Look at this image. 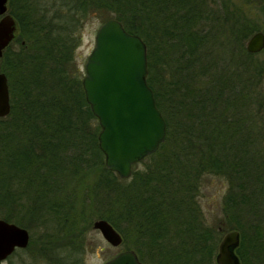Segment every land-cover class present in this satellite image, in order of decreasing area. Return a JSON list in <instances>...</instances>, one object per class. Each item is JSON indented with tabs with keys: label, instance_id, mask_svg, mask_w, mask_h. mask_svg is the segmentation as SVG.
I'll return each instance as SVG.
<instances>
[{
	"label": "trees",
	"instance_id": "obj_1",
	"mask_svg": "<svg viewBox=\"0 0 264 264\" xmlns=\"http://www.w3.org/2000/svg\"><path fill=\"white\" fill-rule=\"evenodd\" d=\"M240 9L206 0H8L16 33L0 56L10 102L0 117V218L29 231L27 246L12 254L83 264L81 216L95 207L143 264H216L219 232L231 229L240 264H260L264 59L245 42L264 26ZM91 14L115 17L145 42L146 81L166 123L164 140L128 178L104 164L75 63ZM209 173L230 185L212 228L196 197Z\"/></svg>",
	"mask_w": 264,
	"mask_h": 264
},
{
	"label": "water",
	"instance_id": "obj_2",
	"mask_svg": "<svg viewBox=\"0 0 264 264\" xmlns=\"http://www.w3.org/2000/svg\"><path fill=\"white\" fill-rule=\"evenodd\" d=\"M16 21L8 12V0H0V56L14 39ZM264 48V32L254 31L245 49L257 53ZM146 44L128 32L115 17L102 21L94 34L93 47L83 64L81 79L85 99L97 118L98 147L105 166L121 178H128L132 165L154 152L164 140L165 119L157 107L146 81ZM264 97V89H263ZM10 111L7 77L0 71V117ZM92 227L112 246L122 243L120 232L106 219L96 218ZM238 231L231 229L221 238L215 262L240 264L233 249L238 244ZM29 241L25 227L0 218V264L16 248ZM101 264H143L132 248H125Z\"/></svg>",
	"mask_w": 264,
	"mask_h": 264
},
{
	"label": "rangeland",
	"instance_id": "obj_3",
	"mask_svg": "<svg viewBox=\"0 0 264 264\" xmlns=\"http://www.w3.org/2000/svg\"><path fill=\"white\" fill-rule=\"evenodd\" d=\"M206 2L210 7H216L217 5L218 7H222L223 4H226L230 9H233L235 6H239L242 8L239 11L243 12L247 19H252L259 27L264 26V18L260 11L261 2L258 0H252L249 2L243 0H206ZM100 23L101 18L97 14H91L84 20L80 27V43L75 49L74 58L75 63L82 73L84 61L93 47L94 34ZM257 57L264 59V48L257 53ZM262 89H264V83ZM140 167H142V162L137 165V168ZM227 181L228 180L225 177L214 173L204 174L201 177L196 197L201 213L200 219L202 224L207 228H212L214 226L217 227L216 224L220 222L219 219L224 216V204L221 205L220 201L225 194L226 187L228 189ZM70 186L71 183L68 182L66 188L69 189ZM97 210L98 209L95 207H86L85 212L81 216V221L87 224L85 228L84 252L82 254L83 264H101L117 251L124 249L122 243L118 246L110 245L104 240L100 232L92 227V222L96 219L95 213ZM259 211L262 215V225L264 226V204H261ZM88 221H91V223L88 224ZM29 230L34 233V235L38 236V234L41 233L42 228L32 227ZM224 232L225 230H221L219 236L221 237ZM27 252L28 251H17L16 253L9 255L5 259V262L7 264H47L41 259L34 261Z\"/></svg>",
	"mask_w": 264,
	"mask_h": 264
},
{
	"label": "flooded vegetation",
	"instance_id": "obj_4",
	"mask_svg": "<svg viewBox=\"0 0 264 264\" xmlns=\"http://www.w3.org/2000/svg\"><path fill=\"white\" fill-rule=\"evenodd\" d=\"M217 175H219V174H217ZM227 185H228V188H229L230 185H229V182H228V181H227ZM227 190H228V189H227V187H226L225 194L223 195V197L221 198V201H220V202H221V203H220L221 205H223V204L225 203V201H226ZM262 204H264V199H263V201H262ZM221 209H222V207H221ZM223 235H224V234H223ZM223 235L220 237L219 241L221 240V238L223 237ZM219 241H218V243H217V247H218ZM261 242H262V245H263V250H262V253H261V256H260L259 263H260V264H264V232H263V234H262ZM239 245H240V238L238 237V244H237V246L234 247V249H233L234 254L236 253V250L238 249Z\"/></svg>",
	"mask_w": 264,
	"mask_h": 264
}]
</instances>
